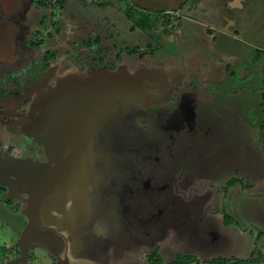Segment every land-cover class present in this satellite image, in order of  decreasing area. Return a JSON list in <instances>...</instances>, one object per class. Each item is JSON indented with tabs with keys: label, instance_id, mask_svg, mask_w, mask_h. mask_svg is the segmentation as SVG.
<instances>
[{
	"label": "rangeland",
	"instance_id": "374dc122",
	"mask_svg": "<svg viewBox=\"0 0 264 264\" xmlns=\"http://www.w3.org/2000/svg\"><path fill=\"white\" fill-rule=\"evenodd\" d=\"M23 1L24 4H31L35 0ZM93 1L88 0L92 19L103 18L97 16L100 11L94 9ZM132 1L147 6L143 0ZM184 1L177 0L178 3ZM255 1V7L250 8L248 3L247 8L235 15L245 22L242 26L243 33L246 31L253 36L256 30L263 31L254 37L259 42L254 43L255 47L250 48L252 53L247 56L250 67L256 68L260 63L256 74L248 76L247 83L241 87V94L238 95L225 97L210 92L206 95L204 92L191 93L196 94L197 98V133L192 139L182 137L179 140L180 146L184 148H168L172 143L168 133H161L157 129L135 130L133 136L139 140V144L133 138L126 143V156L133 159L134 166L132 160L131 168L118 166L115 170L116 183L113 181L111 184V188H114L117 184L128 182L129 187L134 188L135 193L123 191L126 202L130 205L129 212L119 213L118 206L110 204V207L107 198L102 203L95 197L91 198L93 219L88 228L98 219L103 225L104 233H88L85 249L77 254L82 261L78 264H149V257L153 254L160 255L166 264H171L180 255L196 257L193 264H207V261L209 264L213 261L220 263L219 259L226 258L233 263L237 258L255 259L257 253L263 256V260L255 264H264V0ZM110 2L115 4H112V8L116 10L119 0ZM224 7L225 0L200 1L198 14L191 15L193 18L186 20L181 37L173 39L168 50L155 48L154 51L159 50L152 57V65L142 62L139 69L135 68L142 71L138 78L132 73V64L126 66V63L112 72L104 68L81 72L78 68H73L59 73L54 90L46 94L43 109L45 112L41 114L45 150H53L56 155L58 152L65 155L72 151L76 141L80 139L75 148L76 156L79 150L84 152L88 147V133L95 122L103 135L115 122L119 110L115 112L111 106L121 94L123 96V92L133 88L143 91L145 81L154 83L155 78L157 83L165 82V68L156 69L153 65H173L176 62L172 45L178 46L182 63H189L188 68L192 61L210 55L213 47L227 49L230 54H235L233 50L236 46L231 47L229 38L221 39L215 44L214 41L219 40V31L215 33L209 28L212 23L224 22L223 15L218 17V11L220 14L224 13ZM106 13L112 17L111 20L116 19L120 38L125 43L134 41L138 33L134 32L133 22H128L124 17L119 19L112 10H107ZM226 13L231 15V11ZM48 29L49 27L47 31ZM130 31V37L122 33ZM212 33L216 38L210 36ZM40 40V52L44 54L47 51V42L44 38ZM52 43L53 39L49 45ZM17 46L19 50L23 47L20 42H17ZM98 48L102 46H97L96 43L79 54L83 56L88 53V58H91ZM60 50L62 53L58 66L61 65L60 62L67 61L65 48ZM251 56L253 60L260 59L256 66H253ZM232 60L235 63L239 61L235 58ZM21 64L22 62L18 66L9 64L3 67L16 71ZM205 64L206 62L203 63L204 69ZM54 67L55 65L44 79L55 73ZM147 73L150 74L148 81L145 78ZM71 86L78 91L70 88ZM246 88L248 89L245 91ZM77 94L80 99H77ZM117 95V98H112ZM96 96L97 101L93 100ZM88 106H94L95 114L88 115ZM131 108L132 111L137 109L133 105ZM47 112L55 114L48 116ZM112 116L114 119L110 120ZM89 121L91 123L88 127ZM159 125L160 122L157 123L158 129ZM204 134L205 144L199 149ZM97 157L98 154L95 155ZM157 157L159 161L155 160ZM14 159L18 160V165L25 161L28 164L32 162L30 158ZM28 164L25 163V166ZM99 172L90 168V181L98 178L95 183L103 187V191L109 190V182L105 183ZM148 179L149 188L145 185ZM7 243L8 241L0 238V249L8 250L13 246L12 243Z\"/></svg>",
	"mask_w": 264,
	"mask_h": 264
},
{
	"label": "flooded vegetation",
	"instance_id": "af4514ba",
	"mask_svg": "<svg viewBox=\"0 0 264 264\" xmlns=\"http://www.w3.org/2000/svg\"><path fill=\"white\" fill-rule=\"evenodd\" d=\"M97 1L99 2L93 1L94 9L100 11L97 16L103 18L92 19V14L88 10V0H35L31 4H24L23 0L0 1L2 3L0 5V24L2 23L0 25V153L4 152L16 159L32 160L17 173H9L11 186L0 183V208L5 207L12 214L23 215L26 218L21 230L13 229L0 219V238L8 241L7 244L13 245L8 250L0 249V264L82 262L78 255L85 249L88 233L94 235L104 233L103 225L98 219L88 228V224L93 219L91 198L95 197L100 203L105 202L107 198L110 207L118 206L119 213L129 212L130 205L126 202L123 191L129 194L135 193L134 188L129 187L128 182L122 185L115 184L117 187L114 188H111V184L113 181L116 183L115 170L118 166L131 168V160L134 166L133 159L126 156L128 153L126 143L132 138L137 140L133 136L135 130L157 129L161 133H168L172 141L168 148H184L180 146L179 140L182 137L192 139L197 133L198 122L195 110L197 98L196 94L191 95V93L204 92L206 95L210 92L225 97L241 94L239 91L247 83L248 76L256 74L257 66L259 67L260 63L256 66V62L260 61L259 58L253 60L252 56L250 57L253 66H256L252 68L249 66L250 61L247 60L249 59L247 56L252 53L250 48L255 47V42H259L254 37L263 31L258 29L253 36L246 31L243 33L242 26L245 22L240 21L235 15L247 8L248 3L250 8L255 7L256 1L225 0V7L222 8L224 13L220 14L218 11V17L223 15L224 22L212 23L209 28L215 33L219 31V40L214 41L215 44L221 39L229 38L231 47L236 46L233 50L235 54H230L227 49L213 47L210 55L192 61L191 67L188 68L189 63H182L178 46L172 45L171 49L177 60L173 65H153L156 69L165 68L167 72L163 80L166 79L162 83H157L156 78L154 83L145 81L144 89L140 93L145 103L137 100L140 105H133L137 108L136 111H132V105L129 108L130 103L126 105L121 99L112 104L111 108H114L115 112L119 110V115L104 135L101 132L95 134L94 146L98 157L91 164L95 172L100 171L99 176L103 181L109 182L110 189L103 191L100 185L88 182V147L83 150L84 152L79 150L77 156L76 145L65 155L60 152L56 155L53 150H45L42 141L45 134L41 114L45 112L43 109L46 94L54 90L59 73L73 68H78L81 72L104 68L112 72L126 63V66L132 64V73L137 78L140 77L142 73L138 70L140 64L146 62L152 65V57L159 50L154 51L155 48L168 50V45L173 39L181 37L186 20L192 19L191 15L198 14L197 7L202 0H185L183 3H178L177 0H156L155 5L151 7L134 3L132 0H119L116 10L112 8V4L114 6L115 4L110 0V4L108 0ZM213 1L219 2V0ZM143 2L146 4L147 0ZM107 10H112L119 19L124 17L128 22H133L134 32L138 33L134 41L125 43L120 38L116 19L111 20L112 17L108 16ZM228 11H231V15L226 13ZM122 33L130 37L131 31ZM210 36L216 38L214 33ZM43 38L47 42V51L44 54L40 52L42 47L40 39ZM52 39L53 43L49 45ZM17 42L23 46L21 50ZM96 43L102 48H98L93 57L88 58V53L83 56L79 54L80 51L88 50V46L91 47ZM61 48L66 50L67 61L64 58L58 66ZM232 58L239 61L235 63ZM20 62L22 64L16 71L3 67L9 64L18 66ZM204 62H206L205 69ZM54 65L57 72L55 71L50 78L44 79ZM148 75L150 74L145 75L147 81L150 80ZM252 90L257 92L255 88ZM132 112L134 113L129 117ZM114 116L110 120L114 119ZM158 122L160 129L157 128ZM209 133L210 130L207 131V136ZM204 136L206 135H203L199 149L205 144ZM206 147L208 149V146ZM53 159L60 162L52 163ZM68 159L74 162L71 163ZM155 160L160 159L157 157ZM38 164H47L48 168L43 167L39 171ZM70 169L84 170L85 177L73 180L64 177L65 174L58 173ZM52 174L56 178L51 180ZM134 178L137 179V176ZM49 184H55L60 188L55 197H47L50 191ZM145 185L149 188V179L145 181ZM77 198H84L87 204L89 199L92 214L89 223L88 217L82 222L81 213L72 216L70 225L73 229L69 230V225L65 226L62 220H60L61 225L57 223L65 210H71ZM51 215L58 216V219H49ZM31 220L33 227L30 226L29 230L33 228L35 233L24 236L26 229L31 225ZM45 231L55 236L67 234V238H64L57 248L51 247V251L45 247Z\"/></svg>",
	"mask_w": 264,
	"mask_h": 264
},
{
	"label": "water",
	"instance_id": "95a60500",
	"mask_svg": "<svg viewBox=\"0 0 264 264\" xmlns=\"http://www.w3.org/2000/svg\"><path fill=\"white\" fill-rule=\"evenodd\" d=\"M151 1L147 0V2H146V4L149 5V7L154 6L156 0H151ZM0 25H2V23ZM108 86H107V88H108ZM120 90H121V88L119 89V91ZM88 91H89V89H88ZM119 91L117 90V93H119ZM141 92L142 91L140 89L133 88L131 90H127V91L123 92V96L121 94L118 99H121V101L125 102L126 105L130 103L129 108H130V105H140V103H138L137 100L138 101L141 100V102L143 101L141 98L142 96L140 95ZM88 94H89V92H88ZM69 96H67V97H69ZM89 96H91V95H88V97ZM117 97H118V95L112 96L113 99H115ZM80 98H81L80 95L77 94V99H80ZM93 100L97 101L98 97L97 96L93 97ZM88 107L90 108V109H88V115L91 116V115L95 114L94 113L95 110L93 111L94 106L93 107L88 106ZM97 107H99V106H97ZM95 109H96V107H95ZM47 113L49 114V112H47ZM53 114H55V113H52L49 115H53ZM107 115L108 114H106V116ZM106 116L104 118H106ZM90 123H91V121L88 122V127H89ZM99 132H100V129L98 128L97 123L95 122L92 125L91 130L89 131L90 134L88 133V136H89V141H88V164L89 165L88 166L91 169H93V166H91V164H93L95 162V155L98 154L96 151V148L94 146V136L96 133H99ZM84 133H83V135H84ZM79 141H80V139L78 141H76V145L79 143ZM17 161L18 160H15L13 157H10L9 155H7L4 152L0 153V183H3V184L6 183V184H9L11 186L12 182H10L9 178H8L9 173L10 172L17 173L18 170H22L25 167V163L28 164V162L25 161L24 163L18 165ZM68 161H70L71 163L74 162V160H72V159H68ZM59 162H60L59 160L56 159V161H54V159H53L52 163H59ZM46 163H48V161ZM49 163H50V161H49ZM43 167L48 168V165L47 164H45V165L38 164L37 169L40 171L43 169ZM90 168L88 169V182H92V181H90L91 180V174L89 173ZM80 172H82V174ZM84 172H85L84 170H78V169H70L67 171L66 170L65 171H58V173H60L62 175L65 174L64 177H66L67 179H73V180L82 179L84 177L83 176ZM50 178L52 180V179L56 178V176L52 174L50 176ZM92 180H93V182H95V181H98V178H95V180L94 179H92ZM48 186H49V190H50L49 193H47L48 198L55 197V195H58L57 192L59 191L60 188L56 187L55 184H49ZM48 186L46 185V190H48ZM79 213H81L80 215H81L82 222L85 221V219L88 217V223H89L90 217L92 214V208H91V203L89 202V199H88V204H87V202L84 198H77V200H75V203L72 206L71 210H67V211L65 210L62 214L63 216L59 219L57 224L61 225L60 220H62V223L65 224V226L69 225V227H68L69 230L73 229V226L70 225L71 224L70 220L72 219V216L73 217L78 216ZM49 217H50L49 219H52V220L58 219V216H54V215H51ZM0 219L4 220L6 223H8L13 229H19V230H21L23 228V226L26 222V218L23 215H14L11 212H9L5 207L0 208ZM34 223L37 224L35 222V220H34ZM30 226L33 227L32 220H31V225H29L28 228L26 229L24 236L30 235V233H35L33 228L29 230ZM65 228H67V227H65ZM64 238L65 239L67 238V234L66 235L61 234V235L55 236L54 234H50V233L45 231L44 232V239L47 242V243L44 242L45 247L49 248L52 251V248L53 247L57 248V245H60L63 242Z\"/></svg>",
	"mask_w": 264,
	"mask_h": 264
},
{
	"label": "trees",
	"instance_id": "16d2710c",
	"mask_svg": "<svg viewBox=\"0 0 264 264\" xmlns=\"http://www.w3.org/2000/svg\"><path fill=\"white\" fill-rule=\"evenodd\" d=\"M91 42L88 43V45H90ZM231 259H219V262H212V264H255L257 261L259 260H263V256L261 254L257 253V257L251 258L250 260H246V259H234L233 263H231L230 261ZM194 262H196V257L192 256V255H180L178 256L174 262H172L171 264H193ZM210 262L207 261V264H209ZM149 264H166L164 262V259L160 256V255H156L153 254L149 257ZM198 264H200L198 262Z\"/></svg>",
	"mask_w": 264,
	"mask_h": 264
}]
</instances>
